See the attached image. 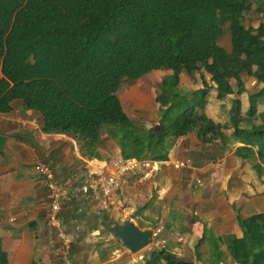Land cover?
<instances>
[{
	"label": "trees",
	"instance_id": "16d2710c",
	"mask_svg": "<svg viewBox=\"0 0 264 264\" xmlns=\"http://www.w3.org/2000/svg\"><path fill=\"white\" fill-rule=\"evenodd\" d=\"M227 31L226 53L219 42ZM208 60L217 66L211 68ZM200 69L211 77L226 122L196 112L170 117L178 105L181 70ZM160 70L166 74L156 94L173 105L146 128L124 112L116 92L123 80ZM243 77L254 80L253 92L245 93ZM244 93L247 110L240 103ZM202 95L205 90L197 99ZM262 105L264 0H0V115L37 112L42 133L73 137L84 160H99L107 138L122 160L165 162L179 139L193 135L203 145L217 142L222 154H232L260 176L264 109H254ZM191 175V169H182L179 181L186 185ZM158 201L153 196L136 210L139 230L161 228ZM233 213L240 237H222L229 259L264 264V213ZM162 246L150 249L141 263L192 264ZM222 249L211 250L208 264H219ZM0 264H11L1 249Z\"/></svg>",
	"mask_w": 264,
	"mask_h": 264
},
{
	"label": "crops",
	"instance_id": "0c3cea01",
	"mask_svg": "<svg viewBox=\"0 0 264 264\" xmlns=\"http://www.w3.org/2000/svg\"><path fill=\"white\" fill-rule=\"evenodd\" d=\"M218 109H221L220 106ZM199 114L215 121L206 111ZM35 115V112L21 110L0 115V249L6 253L11 264H65L55 234L47 223L45 179L35 169L37 163H43L54 172L55 181L62 190L61 215L71 237L72 254L74 253L75 257L71 264H114L113 257L101 259L100 256L102 251L105 252L113 246L108 243L113 241L114 237L117 239L113 230L122 227L126 221L120 220L116 214L94 208L86 193V186L92 173L88 169V163L99 165L109 156L119 158V149L111 140L105 142L102 139L99 148L100 159L84 160L79 156L75 139L68 135L43 134ZM66 147L73 148V151ZM191 152L192 156L189 157ZM209 152H213L216 163L211 162ZM225 155L231 164H228L229 161L226 163ZM194 156L198 158L192 159ZM233 159L235 158L232 154H222L219 151L217 142L203 145L197 142L193 135L179 139L168 161H165L168 167L158 174L160 180L157 175L153 184L147 186L151 197L154 196L157 200V195H161L162 185V190H165V201H158L161 205L162 226L158 231L152 232L149 247L163 243L161 238L165 236L166 231L171 235L175 234L177 217L186 222L189 229V232L183 229L185 232L180 238L188 234L198 237L206 232L205 228L208 226L210 233L215 237L232 235L239 238L240 231L233 212L235 209L239 212L241 210L240 206H237L241 195L245 201L243 206L246 208L241 212L248 214L241 213V216L264 213V194L258 196L254 192L258 188L264 190V171L260 176H256L251 168L245 169L243 175L250 173L255 179L251 182L246 179L245 184L241 185L237 165H246L237 159L233 163ZM261 159L264 163V152ZM192 163L200 167H193ZM262 165L264 167V164ZM175 166L178 168L175 169ZM182 169L192 170L190 182L186 185L179 181V172ZM157 179L162 183L156 182ZM196 180H200L201 184L197 185ZM215 185L220 187L218 204L213 203L210 196ZM153 186L155 192H152ZM195 193L197 196L194 199ZM224 193L228 195L227 199ZM175 202H179L180 209L177 210L174 205L172 207ZM228 202L234 204L232 209L229 208ZM200 203L208 204L210 210H197ZM192 207L194 210H189ZM93 248L98 249L96 254ZM125 254L130 255L126 250L124 253H112L113 256H121L120 264H125Z\"/></svg>",
	"mask_w": 264,
	"mask_h": 264
},
{
	"label": "rangeland",
	"instance_id": "374dc122",
	"mask_svg": "<svg viewBox=\"0 0 264 264\" xmlns=\"http://www.w3.org/2000/svg\"><path fill=\"white\" fill-rule=\"evenodd\" d=\"M230 33L229 31L226 32L225 36L221 39L219 42L220 46L224 49V51L227 53L230 51ZM208 63H210V67L214 68L216 65V62H213L212 60H208ZM201 71V72H200ZM198 72H185L184 70H181L180 72V80H181V86L176 90V93L178 94V105H174V114L170 115L171 118H174V116L178 113H185V112H196L200 113L201 111L204 113L206 111L207 115L219 122H226L228 117L226 115H223V113L218 109V106L221 108V103H216V96H215V90H214V84L210 80V75L205 69H200ZM166 74L164 70L160 71H152L143 77L137 79V80H123L121 82V85L119 86L116 96L119 99L122 108L124 112L131 117L136 123L141 124L142 126L145 125L146 128H149L152 126L156 121L160 119L161 113L164 111H168L170 107H172L173 103L172 102H165V99L159 97L156 94V88L158 85V80L162 75ZM241 83L243 84V89L245 93L247 92H253V86H254V80L251 78L243 77L241 79ZM139 86V87H137ZM232 86H235V83H232ZM206 91L205 97L202 95L200 96V100L197 98L199 97V93L201 94L202 91ZM194 92V95H191L190 93ZM197 93V94H196ZM245 93L240 95V102L245 110H247L248 104L247 100L245 99ZM175 94V95H177ZM231 94L227 97V100L233 99ZM191 98H195V100H190ZM215 101V102H214ZM214 102V103H213ZM264 109V105L258 106L256 109H254L255 113H259ZM37 115L36 118L38 120V127L41 124V116L35 112ZM214 121V122H215ZM259 122H257L258 124ZM71 137V136H70ZM73 138V137H72ZM110 139L103 138V141H107ZM62 144V142H61ZM67 149H71L73 151V148L66 147ZM213 152H209V155H211V162H215L216 157L213 156ZM67 154V151H66ZM192 156V152L189 154V157ZM195 158L192 157V159H197L196 156ZM226 157V155H225ZM228 157H226V163L231 164L230 160H227ZM235 159H233L234 163ZM216 163V162H215ZM218 163V161H217ZM234 167V165H233ZM247 169L246 166L243 164L237 165V175L241 180V185L242 183L245 184L246 179H248L250 182L252 179H255L254 175L252 174H247L246 176L243 175V171ZM160 175H158L159 177ZM163 178V175H161ZM263 178V177H262ZM160 180V177H159ZM254 181V180H253ZM156 182H161L162 181H157ZM155 182V184H157ZM215 189L211 190V198L213 203L220 202L219 201V188L218 185L214 186ZM154 186L152 187V192H155ZM161 195L164 197L162 199V202L165 201V190L163 189V186L160 187ZM256 195L261 196L264 194L263 189H256L254 190ZM163 193V194H162ZM263 193V194H262ZM225 197L227 199L228 195L226 193ZM221 195V193H220ZM167 198V196H166ZM181 199V198H179ZM168 200V199H167ZM264 200V198H263ZM230 202H233L231 200H228ZM229 203V208L232 209L233 203ZM245 201L243 200V196L241 195V199L238 200L237 206H240L241 210H245L246 208L243 206ZM174 205V208L177 210L180 209V204L179 202H175L172 204V207ZM164 210H168L164 208ZM184 210V209H183ZM189 210H194L193 207L192 209ZM197 210H210L207 205H204L203 203H200L197 206ZM241 210H240V215H241ZM263 210V207H262ZM243 214V213H242ZM250 214V213H249ZM243 215H248V214H243ZM242 215V217H243ZM106 218V216H105ZM107 219V218H106ZM177 221H175V234L172 236L171 233L169 234V231L165 232V236L161 238V241L163 243H157L155 244L152 248L148 247L145 250L139 252L138 254L134 256H127L125 254V264H142V258L146 256V254L149 252L150 249H154L158 244V247H160L162 244H165V246H162V249H167L168 251L173 252L175 255L187 259L188 261H191L192 264H208L209 258L211 257V250L216 248L222 249L221 252L223 255H221V260L219 264H234L231 259H229V254L227 253L226 250H224L225 242L222 237H215L213 233H210V228L209 226L205 228L206 232L202 233L198 237H191V234H188L184 236L183 238H180V235L185 232L187 229L188 224L184 222L180 217L176 218ZM133 223L135 226L139 227V224L141 223L139 219H133ZM162 224V222H161ZM206 226V225H205ZM147 227V228H145ZM9 228V226H8ZM185 229V230H183ZM142 230H150L147 225L143 226ZM189 232V229H187ZM216 234V232H215ZM155 235V234H154ZM171 236L172 238H170ZM178 236V237H177ZM229 236V235H228ZM107 237V236H106ZM110 236H108L109 238ZM117 240V239H116ZM115 240V237L113 238V241H111L110 245H113L110 249L107 251H102V254L100 256L101 259L103 258H108L109 256L113 257L114 259V264L119 263L122 261L121 256L117 257V255H112L113 252L120 251L121 253H124L125 249L122 248V246L119 247V243ZM59 245V244H58ZM98 247V246H97ZM157 247V248H158ZM206 247V248H205ZM98 249H100L98 247ZM97 248H93V251L96 254V251L98 250ZM73 252V251H72ZM117 254V253H116ZM74 257V253L72 255V258ZM75 258V257H74ZM73 258V259H74ZM124 259V258H123ZM74 261V260H73ZM80 262V261H79Z\"/></svg>",
	"mask_w": 264,
	"mask_h": 264
},
{
	"label": "built area",
	"instance_id": "2783aa9c",
	"mask_svg": "<svg viewBox=\"0 0 264 264\" xmlns=\"http://www.w3.org/2000/svg\"><path fill=\"white\" fill-rule=\"evenodd\" d=\"M166 167V162L122 160L113 156L99 165L89 162L88 169L92 173L87 181L86 193L97 210L116 214L120 220L133 223L136 210L151 198L147 186H151L158 173ZM35 169L45 179L48 226L55 234L63 262L71 264L72 240L61 215L62 190L55 181L54 173L45 164L37 163ZM196 184L200 185L201 181L196 180ZM157 197L163 199L161 195Z\"/></svg>",
	"mask_w": 264,
	"mask_h": 264
},
{
	"label": "water",
	"instance_id": "95a60500",
	"mask_svg": "<svg viewBox=\"0 0 264 264\" xmlns=\"http://www.w3.org/2000/svg\"><path fill=\"white\" fill-rule=\"evenodd\" d=\"M191 165L193 167H200L196 163H192ZM196 196L197 194L195 193L194 199ZM113 234L131 256L138 254L151 245L152 231L139 230L132 222H125L122 227L114 229Z\"/></svg>",
	"mask_w": 264,
	"mask_h": 264
},
{
	"label": "clouds",
	"instance_id": "9594fccd",
	"mask_svg": "<svg viewBox=\"0 0 264 264\" xmlns=\"http://www.w3.org/2000/svg\"><path fill=\"white\" fill-rule=\"evenodd\" d=\"M138 228V227H137Z\"/></svg>",
	"mask_w": 264,
	"mask_h": 264
}]
</instances>
